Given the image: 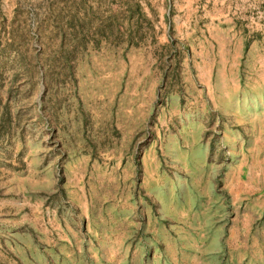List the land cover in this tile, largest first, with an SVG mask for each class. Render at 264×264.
Segmentation results:
<instances>
[{
	"label": "rangeland",
	"instance_id": "rangeland-1",
	"mask_svg": "<svg viewBox=\"0 0 264 264\" xmlns=\"http://www.w3.org/2000/svg\"><path fill=\"white\" fill-rule=\"evenodd\" d=\"M0 264H264V0H0Z\"/></svg>",
	"mask_w": 264,
	"mask_h": 264
}]
</instances>
